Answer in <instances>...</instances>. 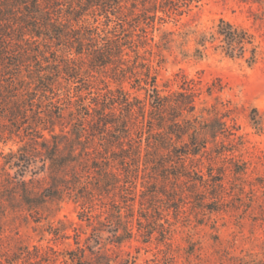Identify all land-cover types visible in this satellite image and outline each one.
I'll return each mask as SVG.
<instances>
[{
	"label": "trees",
	"instance_id": "16d2710c",
	"mask_svg": "<svg viewBox=\"0 0 264 264\" xmlns=\"http://www.w3.org/2000/svg\"><path fill=\"white\" fill-rule=\"evenodd\" d=\"M199 1L0 0V140L10 134L24 142L18 154L3 157L14 176L2 170L22 186L24 202L36 198L30 185L42 172L47 187L41 195L67 194L80 203V220L94 218L97 197L112 192L111 241L117 245L134 236L130 220L137 196L140 211L159 209L151 201L157 192L139 182L142 172L162 184L177 181L205 146L194 143L184 119L194 111L191 87L159 89L146 57L149 35L161 19L158 13L181 16ZM209 40L218 41L216 49L226 57L243 58L249 48L250 62L255 59L251 35L222 19ZM184 136L189 142L178 147ZM38 158L42 164L33 171ZM80 171L92 175L83 182ZM199 196L198 208L212 210L205 194ZM136 230L144 243L157 232L140 219ZM81 259L71 257L75 264H89Z\"/></svg>",
	"mask_w": 264,
	"mask_h": 264
},
{
	"label": "rangeland",
	"instance_id": "374dc122",
	"mask_svg": "<svg viewBox=\"0 0 264 264\" xmlns=\"http://www.w3.org/2000/svg\"><path fill=\"white\" fill-rule=\"evenodd\" d=\"M158 16L146 57L162 93L193 90L194 111L184 119L194 143L205 148L190 157L186 177L177 181L162 184L142 172L139 182L157 192L151 201L159 209L140 211L137 196L130 220L134 236L117 245L111 241L112 192L97 197L94 218L80 220V203L67 194L41 195L47 187L42 172L30 185L36 198L24 202L22 186L2 170L14 176L3 157L18 154L24 142L6 134L0 140V264H75L71 257L89 264H264V0H200L181 16ZM220 19L251 35L253 61L249 48L232 59L216 49L218 41L211 43ZM54 130L59 133V125ZM180 141L178 147L189 139ZM41 164L38 158L33 171ZM79 175L86 181L87 172ZM200 194L212 210L198 208ZM138 219L157 231L148 243L136 230Z\"/></svg>",
	"mask_w": 264,
	"mask_h": 264
}]
</instances>
